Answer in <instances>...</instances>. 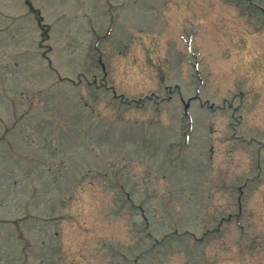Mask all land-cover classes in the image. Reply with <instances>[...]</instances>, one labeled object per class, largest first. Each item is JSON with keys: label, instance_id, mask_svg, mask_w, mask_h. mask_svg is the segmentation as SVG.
<instances>
[{"label": "rangeland", "instance_id": "1", "mask_svg": "<svg viewBox=\"0 0 264 264\" xmlns=\"http://www.w3.org/2000/svg\"><path fill=\"white\" fill-rule=\"evenodd\" d=\"M0 264H264V0H0Z\"/></svg>", "mask_w": 264, "mask_h": 264}]
</instances>
